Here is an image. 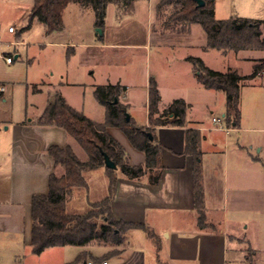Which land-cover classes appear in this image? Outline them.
I'll return each mask as SVG.
<instances>
[{
  "label": "crops",
  "instance_id": "1",
  "mask_svg": "<svg viewBox=\"0 0 264 264\" xmlns=\"http://www.w3.org/2000/svg\"><path fill=\"white\" fill-rule=\"evenodd\" d=\"M158 2L136 0L132 14L121 19L115 17L114 6L109 4L102 33L97 35L100 45L148 51L154 8ZM260 2L262 0L249 9L244 8L238 17L263 20L264 4ZM33 3L34 0L11 1L18 14L17 20L26 22L25 29ZM2 20L0 18V48L2 37L17 33L16 28L15 32L7 30L8 26L14 24L4 25ZM93 24L96 26L95 16ZM194 24L197 23L191 24L186 33H170L189 36ZM164 32L160 29V34ZM6 39L13 45L22 43L8 37ZM205 45L206 35L203 43L185 44L184 52L177 56V68L171 71H145L133 77L127 73L124 76L116 75L113 81L105 83L125 87L119 101L126 106L135 123L148 125V87L150 78H153L159 92V111L162 112L175 99H184L188 105L186 123L185 126L154 127L162 145L163 168L157 184L128 179L118 173L111 199L113 216L115 219L142 223L144 227L127 229L124 240L118 245L93 241L78 246L70 258H62L65 254L61 253L58 264L71 263L79 255L82 257L76 264H102L104 261L106 264H247L249 249L255 251L254 264H264V73L250 79V87L241 88L239 123L228 125L224 117V93L205 88L197 80V71L187 59L196 56L208 66L205 53L211 48H205ZM67 47L75 49L73 45ZM194 48L200 52H192ZM0 53L11 56L10 52L1 49ZM18 56L16 53L14 58ZM261 58L264 56L248 59L252 61L251 71ZM235 70L241 75L251 73ZM74 74L73 71H61L56 80L46 82L54 90L35 118H27L26 108H20V114L14 118L0 115V235L8 237L15 244L13 255L19 250L20 239L31 247L32 196L47 193L49 175L57 170L47 149L51 145L62 147L69 144L80 160L87 157L81 146L62 127L37 123L56 94L69 104L65 94L55 89L60 84L70 82L69 78ZM0 83L5 86L0 102H6L12 85L2 79ZM96 86L90 89V94L94 93ZM86 93L84 91V97ZM211 96L218 102L219 106L214 107L219 112L216 114L214 109H208L210 118H194L193 110L204 105ZM90 103V107L96 105L92 101ZM205 106L208 107L207 104ZM72 107L95 121H103L95 119L85 102L81 103L79 109ZM168 117L172 119V114ZM212 117H220L221 123H214ZM187 128L198 129L202 134L200 149L204 205L206 218L213 225L211 227L201 228L196 222L192 157L183 153ZM107 130L122 145L130 164L144 162V153L135 149L119 128L108 127ZM83 176L88 190L73 191L69 212H86L92 204L108 194L109 177L104 166L85 171ZM81 209H84L83 212H79ZM105 220V216L100 218V222ZM146 229L153 235L150 236Z\"/></svg>",
  "mask_w": 264,
  "mask_h": 264
},
{
  "label": "trees",
  "instance_id": "2",
  "mask_svg": "<svg viewBox=\"0 0 264 264\" xmlns=\"http://www.w3.org/2000/svg\"><path fill=\"white\" fill-rule=\"evenodd\" d=\"M136 0H34L28 17V28L33 21L44 24L46 33L61 27L62 11L70 3L90 4L95 25L104 26L107 7L112 4L115 17L121 19L131 15ZM197 5L195 0H159L158 8L172 5L170 13L160 22L162 31L186 33L193 23L199 24L205 35V48H215L222 52L232 50H264V19L257 20L232 16L217 19L214 15V0H203ZM154 28H156L153 25ZM73 50L68 48L67 55ZM197 71V80L208 89L222 91L225 95L226 109L224 117L228 125H238L240 120V91L244 80L264 73V58L259 59L248 75H241L236 70H214L205 65L196 56L187 57ZM125 87L119 84L97 85L94 97L104 106V121L98 122L74 109L64 98L56 94L45 107L37 120L40 125L62 127L85 151L86 159L80 160L69 144L51 145L47 152L53 157L56 171L49 175L48 191L45 194H34L31 203V247L34 254H40L48 247L76 245L84 246L93 241L98 243L120 244L124 232L133 227H144L134 223L115 219L112 213L111 199L118 173L133 180H146L157 184L163 168L161 160L162 145L159 142L155 126H185L187 103L184 99L173 100L162 112L158 109L159 92L153 78L148 87V125L135 123L129 115L126 120V106L119 101ZM1 96V92H0ZM117 97L118 101L112 103ZM172 114V119L169 118ZM108 127L119 128L131 145L144 153V162L132 165L128 161L122 145L108 132ZM151 133V138L149 136ZM201 131L187 128L184 132L183 153L192 157L193 199L197 225L201 228L213 226L205 215L204 190L202 183V165L200 141ZM106 152L117 165L116 169L104 166L103 155ZM104 166L109 177L108 194L92 204L83 213H72L68 210L75 189L88 190L83 172ZM59 170H61L59 172ZM105 216L104 222L99 218ZM147 230V229H146ZM152 236V232L147 230ZM82 256L67 264H76ZM255 251L249 249L246 255L247 264H254Z\"/></svg>",
  "mask_w": 264,
  "mask_h": 264
},
{
  "label": "rangeland",
  "instance_id": "3",
  "mask_svg": "<svg viewBox=\"0 0 264 264\" xmlns=\"http://www.w3.org/2000/svg\"><path fill=\"white\" fill-rule=\"evenodd\" d=\"M11 1L0 0V18L4 25L12 23L17 29V33L12 36L6 34L2 37L0 48L3 52H10L13 57V62L7 64L0 55V79L12 85L7 101L0 102V115L11 118L20 114L24 108L27 118H35L54 90L46 82L56 80L61 71H73L75 74L69 78L70 82L60 84L55 90L65 94L69 104L78 109L85 102L91 108L95 119L104 121L105 108L90 94L91 88L113 81L116 75L124 76L129 73L133 77L145 71H171L177 68V56L184 52L185 44L196 45L205 40V33L199 24H194V30L189 36H177L167 31L160 34V22L170 13L172 5L158 8L159 2L154 8L152 21V27L154 25L156 28L151 30L149 49L146 51L143 48H110L100 45L97 40L100 27L93 24L94 12L90 4H68L62 11L61 27L45 33V26L39 21H34L25 29L26 22L17 20L18 14ZM257 2L258 0H214V15L218 19L239 16L244 8L249 9ZM260 3L264 4V0ZM7 37L22 43L10 44ZM70 45L75 46V49L67 55V46ZM191 51L200 52L198 48ZM16 53L19 56L14 58ZM260 56H264V51L229 50L225 55L221 50L211 48L205 53L206 64L218 71H251L252 61L248 59ZM250 79L244 80L241 88H248ZM84 91L87 92L85 97ZM91 101L96 104L94 107H90ZM214 105L217 106L218 102L211 96L204 105L193 110L194 118H210L208 109H214L217 114L219 111ZM82 210L84 209L79 212H83ZM18 244V253L13 255L15 244L8 237L0 235V264H58L61 253L65 254L62 258H70L78 249L76 245L53 246L44 250L45 252L34 254L30 245L24 244L23 239Z\"/></svg>",
  "mask_w": 264,
  "mask_h": 264
},
{
  "label": "water",
  "instance_id": "4",
  "mask_svg": "<svg viewBox=\"0 0 264 264\" xmlns=\"http://www.w3.org/2000/svg\"><path fill=\"white\" fill-rule=\"evenodd\" d=\"M197 2V5L198 6H201L204 4V1L203 0H195ZM99 30V33L101 34L102 31L100 28H98ZM118 101L117 97H115L112 101V103H116ZM125 114V117H126V120H129V113L127 111L124 112ZM4 128H6V126H4ZM149 136L150 138L152 137L151 136V133H149ZM102 155H103V160H104V166L107 167V168H111V169H116L117 168V165L115 164V162L109 157V155L104 152V151H101Z\"/></svg>",
  "mask_w": 264,
  "mask_h": 264
},
{
  "label": "built area",
  "instance_id": "5",
  "mask_svg": "<svg viewBox=\"0 0 264 264\" xmlns=\"http://www.w3.org/2000/svg\"><path fill=\"white\" fill-rule=\"evenodd\" d=\"M7 30L9 32H15L16 29H15V27L13 25H10V26H8ZM0 55L4 58V60H5V62L7 64L12 63V61H13V57L12 56H6L3 53H0ZM3 91H5V86L0 83V92H3ZM212 121L214 123H219L220 124L221 123V118L220 117H212ZM102 264H106V262L104 261Z\"/></svg>",
  "mask_w": 264,
  "mask_h": 264
}]
</instances>
